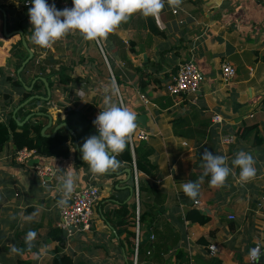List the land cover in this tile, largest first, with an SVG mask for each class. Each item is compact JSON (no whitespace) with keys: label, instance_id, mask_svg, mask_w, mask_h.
Masks as SVG:
<instances>
[{"label":"crops","instance_id":"crops-1","mask_svg":"<svg viewBox=\"0 0 264 264\" xmlns=\"http://www.w3.org/2000/svg\"><path fill=\"white\" fill-rule=\"evenodd\" d=\"M18 1L0 0V5L17 6ZM27 21L29 23V19ZM2 28L0 13V39L11 41L5 51L0 42V83L14 71L11 48L18 41V37L6 39ZM112 34L125 43L126 51L134 47L127 58L132 67L140 69L135 73L121 64L115 42L102 43L108 58L115 64L120 63L121 67L116 66L124 72L120 74L119 97L137 114L135 132L148 133V141L143 143L153 150L149 162L156 170L152 179H145L154 183L164 197L156 216L160 230L168 224L180 234L177 248L184 249L193 264H210L212 259L221 264H250L248 253L255 244L261 248L259 264H264V202L261 201L264 196V0H183L175 10L166 5L158 18L136 14L125 28ZM53 47L46 49V54H53ZM188 61L193 62L202 75L195 104L191 103L190 96L172 98L164 91L179 65ZM104 62L112 77L109 63ZM225 63L236 71L229 84L221 79V66ZM141 73L146 76L140 81ZM137 94L146 97L149 104L144 105ZM17 100L12 98L5 112L0 108V122ZM86 103L91 104L86 99L81 107ZM47 109L53 120L46 132L50 134L57 125L56 113H60L61 119L64 113L55 106ZM97 109L85 108V115L95 118L101 111ZM215 115L222 118L221 124H212ZM249 127H254L252 134L246 139L240 138V133ZM224 135L235 136L234 143L224 145L221 141ZM205 150L227 157L233 170L220 189L210 186V176L203 177L198 204L194 205L181 185L201 178L200 156ZM241 150L251 153L256 160V176L246 184H241L239 169L231 163ZM14 153L12 145L0 153V264H20V261L52 264L53 257H58L53 252L57 244L49 242L48 232L56 228L58 222L57 185L69 172L76 177L74 191L94 184L99 189V200L94 206L91 230L76 231L69 238L64 234L62 253L70 255L75 264L79 261L126 264L111 227L114 221L111 214L123 208L122 204L130 205L133 198V192L128 190L131 188L128 169L115 172L114 178L103 175L93 179L89 166L73 151L68 159L36 156L34 159L41 165L55 171L45 187L36 176L34 165L30 166V161L26 166L16 163ZM69 165L72 167L67 169ZM187 209L204 213L202 216L208 217L209 222L202 226L186 221L182 224ZM29 216L32 218L26 220ZM29 231L37 233L32 248L36 252L11 253L12 246L21 249L17 245L25 241ZM212 231L214 236L208 246H215L214 253L196 243ZM145 233H141L142 237ZM164 259L141 264H176L173 252Z\"/></svg>","mask_w":264,"mask_h":264},{"label":"trees","instance_id":"trees-1","mask_svg":"<svg viewBox=\"0 0 264 264\" xmlns=\"http://www.w3.org/2000/svg\"><path fill=\"white\" fill-rule=\"evenodd\" d=\"M27 0H20L17 3V6H6L0 5V8L5 11L7 14V32L10 33L12 31L21 30L24 36H31L30 29L32 28L31 25L28 23V11L31 7H24V3ZM71 5L72 0H70ZM133 16L129 19L131 20ZM128 20V22H129ZM127 22V23H128ZM127 23H122L119 29L125 28ZM116 32V31H115ZM155 35H159V32H155ZM18 37V36H15ZM108 41L115 42L116 49H117V57L119 61L125 68L132 69L135 73H139L140 69L138 67H132L130 64L127 55L134 52V47L130 46L128 51L125 50V43L123 41L116 39L115 34H110L107 38ZM1 46L3 51H5L11 41L4 42L0 39ZM28 48L32 51L33 57L30 62L25 66L22 72L18 75L16 74L17 69L20 67L21 63L27 58L28 54L26 50L23 48L19 37L18 41L12 46L11 54L12 57L15 59L14 65V73L7 74L4 78V83L7 84L10 88L17 90L19 93V99L17 100L16 105L10 108L7 112V116L0 122V153L9 145L14 147L15 152L26 149L27 151H34L36 156L39 158H55V159H68L73 154L78 157V159L82 160L81 155V147L84 143V140L91 135L98 134L95 130L93 125L94 118H89L84 113L72 111L70 109H62L61 111L64 113V118L61 119L60 113H56L55 119L56 124L66 123L69 130L73 135H71L65 129L59 130L54 138H45L40 136L41 129L46 125H44L40 119L46 121V118L40 117L35 119H30L24 126L18 127L16 121L21 122L24 120L26 116L31 113L41 112L44 114L50 115V112L47 108H45L48 103L52 100V96H50L48 101H43L39 99H33L32 101L28 102V104L20 109L17 110L15 114V120L12 119V113L16 107H18L21 103L27 100L29 97L37 95L46 97V90L44 87V83L41 81L45 79L50 92H52L53 82L57 79L59 85H68L74 79L67 75V68H63L60 72H48L46 74H40L35 76L32 79L34 84L32 85V90L28 91L25 87H30L31 83H26L23 74L28 69L31 62L37 59L39 54L32 49V47L27 44ZM43 53L46 54V49H41ZM105 54V52H104ZM107 62L110 65L112 75L116 82V85L120 87L121 85V76L120 74L124 73L118 69L116 66V70L118 71V77L115 75L114 70L112 68L111 62L112 59H109L108 56L105 54ZM101 57L100 66L103 68L105 74L110 76L108 68L106 67L104 60ZM87 58V62H88ZM86 58H80V63L83 64ZM146 75L140 74V81ZM54 79V80H53ZM77 81V79L75 80ZM0 101H2L1 109L2 111H6L9 104L12 102V96L10 93L4 92L1 93L0 91ZM1 104V103H0ZM44 106V107H43ZM38 108V109H37ZM36 109V111H35ZM254 131V127H249L243 130L240 133L239 137L242 139L248 138L252 132ZM152 148L146 146L143 142L137 144L134 148V164L137 171V183H138V200H139V227L140 232L145 233L147 230L152 232V240L147 243L139 242L136 248V258L137 264H141L147 261H164V256L169 255L170 252L174 253V257L176 259V264H193L190 262V258L188 253L182 249L177 248V243L180 239V234L172 229L170 225L166 224L163 225L160 230V223L159 219L156 218L160 206L164 202V197L161 196L158 190L155 188V184L146 180L145 178H153V171L156 170V167L149 162V157L152 155ZM201 157V156H200ZM120 161L123 162L121 168L118 170L123 172L124 169H128L129 172V179L128 182L131 183L132 188V200L130 205L122 204L123 208H119L117 211L112 212L113 216V224L111 227L116 236V240L118 242L119 248L123 251V256L126 261V264H132L133 257L135 255V211L136 205L134 202V179H133V156L129 150V146L127 144L125 151L117 157ZM81 163V161H80ZM109 178H114L115 173H108L106 174ZM147 176V177H146ZM123 203V202H122ZM129 207V208H128ZM106 217L105 215H103ZM107 219V218H106ZM189 222L191 224H198V225H205L209 222V218L206 216H202L199 211L195 209H187L184 212V218L182 219L183 222ZM214 232H210L207 237L199 238L196 243L202 246L207 247L209 244V239L212 238ZM63 236L64 233L57 229L52 228L48 232L49 242L53 244H57L53 249L54 255L58 257H53L52 264H75L73 259L70 255L62 253L63 251ZM23 252H36L35 250L27 251L25 247V241L18 243V245ZM20 264H32L30 261H20ZM210 264H221L218 260L212 259L209 261ZM77 264H85L82 261H79Z\"/></svg>","mask_w":264,"mask_h":264},{"label":"clouds","instance_id":"clouds-1","mask_svg":"<svg viewBox=\"0 0 264 264\" xmlns=\"http://www.w3.org/2000/svg\"><path fill=\"white\" fill-rule=\"evenodd\" d=\"M30 3V39L39 48L50 49L69 34L79 35L85 42L102 44L132 16L139 14L143 18H158L166 5L175 10L182 5L183 0H72L73 7L62 10L57 9L54 3L48 4L47 0H30ZM119 96V87L113 83L111 95L104 98V109L93 121L98 134L86 138L80 149L82 160L89 166L93 179L110 172L115 173L121 168L123 162L117 157L125 151L137 128V114L113 99ZM201 159V178L197 181H185L181 185L184 194L193 202L197 201L203 177L210 176V186L220 189L226 185L233 170L228 165L227 157L215 155L211 151L205 150ZM231 163L239 169L238 179L241 184L249 183L255 178L256 160L251 153L238 151ZM71 167L69 165L67 169ZM75 187L76 177L69 172L56 188L60 194L58 206L63 207L68 203ZM31 218L25 217L26 220ZM36 236L35 231L26 234L27 251L35 247ZM22 251L24 250L15 246L11 248L13 254H21ZM248 258L252 264H259L260 248L250 249Z\"/></svg>","mask_w":264,"mask_h":264},{"label":"built area","instance_id":"built-area-1","mask_svg":"<svg viewBox=\"0 0 264 264\" xmlns=\"http://www.w3.org/2000/svg\"><path fill=\"white\" fill-rule=\"evenodd\" d=\"M54 3L59 10L64 8L73 7L70 3V0H47ZM30 1L27 0L24 3V7L30 6ZM176 13V11H173ZM103 59L107 62L104 51L101 47L102 44H97ZM235 68L228 63H225L221 66V79L224 83L229 84L235 77ZM112 76V74H111ZM112 81L115 80L113 76L111 77ZM202 81V75L200 74L197 67L193 62H185L179 65L177 71L174 75L171 76L169 82L165 85V93L172 98H184V97H192L191 103L195 104L196 95L199 92L200 83ZM140 100L144 105H148L149 102L146 97L137 94ZM185 99V98H184ZM119 103L121 99L119 98ZM97 116V115H96ZM96 118V117H95ZM94 118V119H95ZM212 124L218 125L222 123V118L218 115H215L211 119ZM96 130V129H95ZM148 141V133L145 130H139L134 132L132 140L128 143L129 150L133 156V179H134V202L136 205L135 211V255L132 260V264H137L136 258V248L141 242L142 234L140 232L138 215H139V200H138V189H137V171L134 164V148L137 143L147 142ZM224 145H230L234 143L235 136L233 135H224L221 139ZM36 154L34 151H27L26 149H22L16 151L14 153V160L16 163L26 166L29 161L34 159ZM36 176L41 181L42 186H47L50 178H52L55 174L53 168L47 165H41L40 163L33 166ZM94 183V181H93ZM99 200V189L94 184H88L87 186L75 190L70 198V205L63 206L58 208V222L56 223V228L61 230L67 238L71 237L74 232H89L92 227V220L94 216V206ZM261 201L264 202V196L261 198ZM194 205H197L198 202H194ZM152 236L150 240H152ZM254 247H259V244H255ZM253 247V248H254ZM211 253L215 252V246L211 245L208 247ZM189 251V250H188ZM261 254V248H260ZM189 255V254H188ZM250 264L252 262L249 260Z\"/></svg>","mask_w":264,"mask_h":264},{"label":"rangeland","instance_id":"rangeland-1","mask_svg":"<svg viewBox=\"0 0 264 264\" xmlns=\"http://www.w3.org/2000/svg\"><path fill=\"white\" fill-rule=\"evenodd\" d=\"M47 3L50 5L52 4L49 1H47ZM56 8L58 9V7ZM25 39L26 43L29 44L36 54H39L40 56L31 62L28 69L23 74L26 83L30 84L35 76L46 74L51 71L57 73L63 68H67V75L74 79L70 84L64 86L59 85L57 79H53L54 84L50 95L52 96V100L45 108L55 106L59 111L65 108L80 113H83L85 108L92 109L93 107L94 111L95 107H98L97 110L104 109V98L106 95H111V85L114 81H112L109 75L107 76L105 74L103 68L100 66V61L102 60L100 55L102 56V54L97 43L85 42L79 35L69 34L54 45L53 54L50 52V54L43 55L40 54L43 53L41 48L34 45L30 37L25 36ZM90 46L92 48H90ZM86 54H88V62L85 57ZM80 58H86L83 64L79 62ZM111 65L115 75L118 77L116 65L121 67L120 63L115 64L114 62H111ZM11 73H14V71ZM76 79L77 81H75ZM0 89H2L3 92H9L13 99H19L18 91L10 88L7 84L0 83ZM119 98L120 97H114L113 99L119 103ZM86 99H88L91 104L87 105L86 103L84 105L85 108L81 107L83 105L82 101H85ZM0 103L1 107L2 101H0ZM40 121L43 124L45 123L43 119H40Z\"/></svg>","mask_w":264,"mask_h":264},{"label":"water","instance_id":"water-1","mask_svg":"<svg viewBox=\"0 0 264 264\" xmlns=\"http://www.w3.org/2000/svg\"><path fill=\"white\" fill-rule=\"evenodd\" d=\"M0 13L2 14L3 16V28H2V33H3V36L6 38V39H9L11 37H15V36H18L19 37V40L23 46V48L26 50L28 56L27 58L21 63L20 67L17 69L16 71V74H20L22 72V70L25 68V66L30 62V60L32 59L33 57V53L32 51L28 48L27 46V43H26V39H25V36L23 35V32L21 30H16V31H12L10 33H7V28H6V14L4 13L3 10L0 9ZM105 61V60H104ZM107 63V62H106ZM41 81L44 83V87H45V90H46V97H42V96H37V95H34V96H31L29 97L27 100H25L23 103H21L18 107H16L12 113V119L15 120V114L17 112L18 109L26 106L28 104V102L32 101L33 99H39V100H43V101H48L49 98H50V95H51V92H50V89H49V86L46 82L45 79H42L41 78ZM35 81H33L30 85V87H25L26 90L28 91H31L32 90V85L34 84ZM33 117H43V118H46L47 120V124L41 129L40 131V136L41 137H45V138H54L56 133L60 130V129H65L66 131H68L71 135H73V133H71V131L69 130L68 126L66 123H60L58 125H56L55 127H53L52 129V132L50 134H47L46 132L52 127L53 125V120H52V117L48 114H44V113H41V112H36V113H31L29 114L28 116H26L24 118L23 121L21 122H18L16 121V124L18 125V127H22L24 126L27 122L30 121L31 118ZM135 160V158H134ZM39 163V160L38 159H34V160H31L29 162V165L30 166H33V165H36ZM126 173L129 175V170L126 171ZM128 190L130 191V193H132V188L128 187ZM70 205V201H68V203L65 205V206H69ZM202 215H204V213H202ZM152 236V232L150 230H147L144 237H142L141 239V243H147L150 241V238Z\"/></svg>","mask_w":264,"mask_h":264},{"label":"flooded vegetation","instance_id":"flooded-vegetation-1","mask_svg":"<svg viewBox=\"0 0 264 264\" xmlns=\"http://www.w3.org/2000/svg\"><path fill=\"white\" fill-rule=\"evenodd\" d=\"M35 118H38V117H33L32 119H35Z\"/></svg>","mask_w":264,"mask_h":264}]
</instances>
